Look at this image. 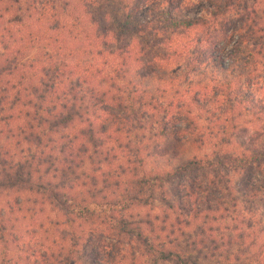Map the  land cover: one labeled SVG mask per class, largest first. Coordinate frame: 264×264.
Wrapping results in <instances>:
<instances>
[{"label":"trees","instance_id":"trees-1","mask_svg":"<svg viewBox=\"0 0 264 264\" xmlns=\"http://www.w3.org/2000/svg\"><path fill=\"white\" fill-rule=\"evenodd\" d=\"M193 1L0 0V264H264V0Z\"/></svg>","mask_w":264,"mask_h":264},{"label":"rangeland","instance_id":"rangeland-1","mask_svg":"<svg viewBox=\"0 0 264 264\" xmlns=\"http://www.w3.org/2000/svg\"><path fill=\"white\" fill-rule=\"evenodd\" d=\"M208 7L209 5L204 0H194L192 5H190L185 10V13L191 17H196L200 15L201 13H203L204 9ZM174 44H179V46H175ZM180 44H187V41L181 37L176 38L175 40L172 41V43L170 42L168 45L164 46V49L161 54L164 53L167 58L172 59V60L179 59L183 55V52L176 53V51L180 47ZM229 53L230 51L227 52V55ZM174 84H175L174 87L169 86V87H165V90L164 88L162 89L164 90L162 97H164L165 100L168 102H173L177 99H181V101L188 99L190 96V95L188 96L190 89L185 84H182L180 82H176ZM183 128H186V127H183ZM243 138H246V140H250L257 144H259L260 142L264 143V119L260 121H257L256 119L252 120L249 118L244 119L242 123L241 132L239 133V136L236 141L238 143H241L243 141ZM170 143L171 142L164 141V145H165L163 147L164 151L168 153L173 152V151L178 152L177 150H179V147L171 145ZM198 147L199 146L197 145V148L193 149L194 151L190 149L189 150H179V151L182 153L188 154V155L196 154V156H198L199 158H201L204 154L211 153L210 148L208 147H202V148L201 147L198 148ZM234 150L236 149L234 148ZM148 163L149 165H151L153 162H148ZM170 190H171V187L168 186L167 191H170ZM22 196H23L22 197L23 199L29 198L31 201L38 200L39 198L33 194H28V193H24ZM255 205L261 208L262 217L260 219H262L261 221L264 222V196L262 197V202H259L258 200H256ZM30 206H31V209H35L38 212L37 216L40 220L42 219L45 220V218L47 217L56 219V216L53 215L52 213L50 214L49 211H47L45 214L41 213V211H43L45 207L42 209L40 205L35 206L33 202H31ZM46 208L48 209L49 207H46ZM151 208H145L143 209V211L147 212L151 210V214L159 215L165 209V206L163 202L161 201L159 195L155 197V201ZM32 227H36L34 223ZM21 230L22 231H18L17 233V237L19 241L18 243H16V247L12 248V250H14L16 254H24V252L28 249L31 253L36 254L38 251H40V248L37 242L41 241V237L46 236V240H48L49 242V233H44L43 235V233L37 232L36 235H30L26 232V228L24 229L21 228ZM144 260L147 261L146 258ZM201 260H202L201 261L202 264H260L261 263V261H258V260L256 261L254 259L247 260V258H245V255L241 256V254H240V259L238 261H235L233 258L231 259V261H226L223 257L219 258L217 261L215 260L207 261V260L202 259V257H201Z\"/></svg>","mask_w":264,"mask_h":264}]
</instances>
